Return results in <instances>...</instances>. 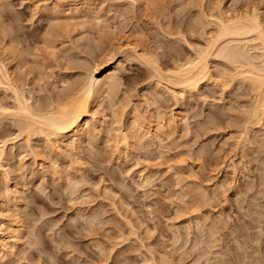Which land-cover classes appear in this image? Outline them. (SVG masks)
Wrapping results in <instances>:
<instances>
[{"label": "rangeland", "instance_id": "1", "mask_svg": "<svg viewBox=\"0 0 264 264\" xmlns=\"http://www.w3.org/2000/svg\"><path fill=\"white\" fill-rule=\"evenodd\" d=\"M80 1L46 0L33 19L32 8H20L22 3L34 7L33 0H0V27L24 24L19 51L4 63L11 79L5 68L0 75L2 107L13 108V93L5 90L9 82L33 97L35 108L78 87L97 62L108 58L102 56L105 50L116 51L122 36L167 74L176 55L194 56L206 47L200 36L211 37L217 30H201L195 23L198 13L158 17L159 24L150 25L130 10V0H88L79 15L57 9ZM205 2L214 6L217 0ZM115 60L121 65L118 92L114 100L105 94L100 99L90 116L96 129L89 139L50 144L43 133L22 132L8 144L9 175L2 186L12 191L9 204L21 208L24 235L16 253L2 257L0 264H49V257L57 264H100L101 259L145 264L158 256L174 264H219L226 255L231 264H264V248L257 243L264 231V115L258 123L247 111L256 90L240 77L218 83L217 74L192 93L169 82L166 74L159 79L142 58L118 53ZM218 67L223 64H211ZM137 113L146 122L161 118L167 123L176 116L177 121L160 139L153 130L132 126ZM0 120V139L19 133L12 119ZM122 129L131 140L118 148ZM181 159L184 164L177 163Z\"/></svg>", "mask_w": 264, "mask_h": 264}, {"label": "bare ground", "instance_id": "2", "mask_svg": "<svg viewBox=\"0 0 264 264\" xmlns=\"http://www.w3.org/2000/svg\"><path fill=\"white\" fill-rule=\"evenodd\" d=\"M88 0H81L80 2H73L71 5L68 6V9L65 8L62 9L61 6L57 5L58 11H62L64 13H77L78 15L80 14L81 10L83 7H87ZM61 4V3H60ZM67 4V3H66ZM87 5V6H86ZM90 5V4H89ZM121 6V5H120ZM121 8V7H120ZM88 9V8H87ZM44 10V9H43ZM94 10V9H93ZM117 10V9H116ZM57 11V12H58ZM47 12V11H46ZM50 12V11H49ZM48 12V13H49ZM119 12V11H118ZM52 14V13H51ZM66 14V15H67ZM68 14V15H69ZM76 14V16H77ZM126 14V12H125ZM75 15V14H74ZM83 15V14H82ZM213 14H209L211 16ZM71 16V15H70ZM123 16V15H122ZM121 16V17H122ZM72 17V16H71ZM96 18L98 19L99 16L97 15ZM102 18V17H101ZM119 18V17H118ZM233 18H235V15H233ZM53 19V18H52ZM59 19V18H58ZM219 19V17H218ZM102 19H100L101 21ZM227 21H225L226 23ZM61 23V22H60ZM53 24V23H51ZM55 24V23H54ZM62 24V23H61ZM125 24V22H124ZM63 26V25H62ZM55 31V30H54ZM219 33V29H215V32L212 34L214 35ZM177 34V33H176ZM201 34V33H200ZM211 34V35H212ZM197 35V34H196ZM210 35V36H211ZM170 36V35H169ZM172 36V35H171ZM180 36V35H179ZM181 36H183L181 34ZM185 36V35H184ZM209 36V35H208ZM123 37V36H122ZM122 37L119 38V44L116 47V51L114 49H109V50H103L104 54L102 56H107L105 58H102L100 62H97L94 70L89 72L86 77H84V80H82L78 87L72 88L70 91L65 92V94L61 95L57 99L51 98V101L44 106H41L39 108H35L33 106V103L30 99H33V97H25L24 92H20L14 84L10 83L6 84L8 91H11L13 93V108L20 109L21 106L24 111L30 112L31 117L21 115L19 117H16L13 120L17 129L19 130V133L14 135V137H17L21 135L22 132H27L28 136L29 134H40L43 133L46 135V138L48 139V142L50 140H54L56 142H68V141H73L74 143H80L84 142L86 139L90 138V135H93V132L96 129V126L93 121H90V116L92 115L93 111L97 106L100 105L101 98H103V95L105 94L106 96L108 95L111 96V100H114V98L117 95V90L120 85V73H121V68H120V62H117L115 60L116 55L118 53L120 54H125L127 59H133L135 58H143L146 56H143L142 53L138 50L137 45L134 42H131L129 39H122ZM178 37V36H177ZM50 38V37H49ZM169 38V37H168ZM185 37H182V39ZM170 39V38H169ZM49 40V39H48ZM51 40V39H50ZM187 40V39H185ZM187 42V41H185ZM189 43V42H187ZM251 43L247 37H241V36H236L230 40L227 41V46H231L233 52L237 54L239 57H241L244 61L247 63L252 64V76H259V60H260V55H264V53L257 54V49L255 48H248L246 45ZM186 44V43H185ZM52 45V43H51ZM189 45V44H188ZM54 46V45H53ZM188 48H190L188 46ZM195 48V47H194ZM191 50V48H190ZM70 51V50H69ZM68 51V52H69ZM197 52V51H196ZM195 52V53H196ZM165 54V52H164ZM163 54V55H164ZM151 55V54H150ZM194 55V54H193ZM101 56V57H102ZM199 56V51L194 55V56H187L185 58L176 55L174 59V64L171 69H168L169 72L164 73L167 76V80L171 83L179 84L183 87V89L188 90V92H198L200 90L201 84L205 82H211L213 81L214 75L211 72H207V64L205 67H199L197 66V59ZM69 57V56H68ZM100 57V58H101ZM215 56L212 58L214 59ZM77 58V57H76ZM211 58V59H212ZM78 59V58H77ZM81 59V58H80ZM153 59V58H152ZM167 60V58H166ZM129 61V60H128ZM145 61V60H144ZM153 61V60H152ZM142 62V61H141ZM158 62V61H157ZM147 63V62H146ZM247 63H240L239 67L241 69H246L244 72H233L234 73V78L240 77L241 80L249 82L251 87H253L256 90V94L252 103V107L249 111V117L251 116L254 117L258 123H260L261 117L264 115V88L260 86L257 80L251 78L247 74ZM87 64V63H86ZM148 64V63H147ZM219 65V64H218ZM158 66V67H157ZM151 67V66H150ZM5 68V77L10 80L11 79V72L9 68H7L4 65ZM152 70L153 73H156V75H161L159 77L162 78L164 74H162V68L157 64V63H152ZM220 68V67H219ZM214 70V69H213ZM88 73V72H87ZM104 74V75H103ZM100 75H103L102 77ZM126 75V74H125ZM165 76V77H166ZM164 77V76H163ZM149 78V77H148ZM157 78V77H155ZM234 78H229V80H233ZM239 78V79H240ZM163 79V78H162ZM220 79V78H219ZM152 80V79H151ZM154 80V79H153ZM238 80V79H237ZM67 81V80H66ZM164 81V79H163ZM166 81V80H165ZM167 81V83H169ZM227 81V82H228ZM236 81V80H235ZM147 82V81H146ZM2 84V82H0ZM69 83V82H68ZM131 83V82H130ZM129 83V84H130ZM154 83V82H153ZM171 83H169L171 85ZM234 83V82H233ZM246 84V83H245ZM66 85V84H65ZM173 85V84H172ZM223 85V84H222ZM249 85V86H250ZM1 86V85H0ZM68 86V85H67ZM24 87V86H23ZM148 87V86H147ZM4 89V87H2ZM25 88V87H24ZM23 88V89H24ZM161 88V87H160ZM65 89V88H64ZM68 88H66L67 90ZM123 89V88H122ZM164 89V88H163ZM4 90V92H5ZM1 91V90H0ZM7 91V92H8ZM26 91V90H25ZM120 91V89H119ZM168 91V89H167ZM171 92L173 90L170 89ZM169 91V92H170ZM31 92V91H30ZM33 92V91H32ZM61 92V91H60ZM136 92V91H135ZM184 92V91H183ZM201 92V91H200ZM18 94V95H17ZM172 94V93H171ZM202 94V93H201ZM28 95V94H27ZM176 95V92H175ZM254 95V94H253ZM173 96V95H172ZM181 96V95H180ZM51 97V96H50ZM105 97V96H104ZM177 97V95H176ZM191 97V96H190ZM11 98V97H10ZM156 98V97H155ZM147 99V98H146ZM160 99V98H159ZM178 99V98H177ZM176 99V100H177ZM251 101V100H250ZM144 102V101H143ZM161 102V101H160ZM112 103V102H111ZM118 103V102H117ZM179 103V102H178ZM105 104V103H104ZM149 104V103H147ZM131 105V104H130ZM2 106V105H0ZM9 106V105H7ZM109 107V106H108ZM111 108V107H110ZM115 108V107H114ZM113 109V108H112ZM132 109V108H131ZM130 109V110H131ZM113 112V111H112ZM105 113V112H104ZM178 113V112H177ZM248 113V112H247ZM99 114V113H98ZM130 114V113H129ZM141 114V113H140ZM140 114H135L134 119L132 120V126L137 128L138 124V129H145L147 132H152L154 131V135L157 137L162 136H167L169 134V129L170 131L174 129L176 121H177V116L172 117L173 119H169L167 123L162 122L161 118H158L154 121H147L146 118L143 119ZM145 114V113H144ZM101 115V114H100ZM114 115V114H113ZM112 115V116H113ZM160 115V114H159ZM246 115V114H245ZM103 116V115H102ZM36 117L41 118L40 120L35 119ZM105 118V116H103ZM164 117V116H163ZM247 117V118H249ZM2 118V117H0ZM99 118V117H98ZM109 118V117H108ZM250 118V119H251ZM252 118V119H254ZM94 119H97L96 117ZM121 119V118H120ZM249 119V120H250ZM254 119V120H255ZM11 120V119H10ZM98 120V119H97ZM118 120V119H117ZM116 120V121H117ZM179 120V119H178ZM248 120V119H247ZM246 120V121H247ZM1 121V120H0ZM3 122V121H2ZM10 122V121H9ZM49 122H54L58 125V127L62 130L55 131L53 132L52 129H50L47 124ZM103 122L105 124V119H103ZM119 122V121H118ZM263 122V121H262ZM102 123V122H101ZM247 123V122H246ZM253 123V122H252ZM103 124V123H102ZM122 124V123H121ZM120 124V125H121ZM3 125V124H2ZM98 125V124H97ZM131 125V124H130ZM110 126V125H109ZM119 126V125H118ZM132 126H130L132 128ZM256 126V125H255ZM257 126H259L257 124ZM177 127V125H176ZM247 127V125H246ZM252 127V126H251ZM261 127V126H259ZM14 128V127H13ZM103 128V127H102ZM114 128V127H113ZM129 127H127L128 129ZM173 128V129H172ZM104 129V128H103ZM247 129V128H246ZM250 129V128H249ZM248 129V130H249ZM263 129V128H262ZM113 131V130H112ZM189 131V130H188ZM6 132V131H5ZM98 132V131H97ZM127 130H120L117 132L118 140H117V146L120 148L119 145H125L129 146V132L127 134ZM131 132V131H130ZM92 133V134H91ZM176 133V132H175ZM192 133V132H191ZM145 134V133H143ZM13 135V134H12ZM25 135V134H24ZM112 135V134H111ZM23 136V135H22ZM38 136V135H37ZM140 136V135H139ZM248 136V135H247ZM246 136V137H247ZM5 137V136H4ZM8 137V136H7ZM40 137V136H39ZM142 137V136H141ZM152 137V135L150 136ZM249 137V136H248ZM21 138V137H20ZM23 138V137H22ZM111 139V138H110ZM145 139V138H144ZM153 139V138H152ZM25 140V139H24ZM29 137L26 139V143L28 144ZM116 140V139H115ZM131 140V138H130ZM142 140V139H141ZM154 140V139H153ZM173 140V139H172ZM14 140L12 139V136L9 138H3L0 139V261L2 260V257L4 256H9L14 255L17 251V249L20 246V243L22 241L23 237V232L21 230V223L20 222V206L18 207V203H16L15 206H11L12 204H9V194L11 190H4L3 191V178H6L9 174V161L7 160V148L8 144L13 142ZM21 141V140H20ZM52 141V142H54ZM113 141V140H112ZM147 141V140H146ZM38 142V141H37ZM51 142V141H50ZM49 142V143H50ZM115 142V141H114ZM143 142V141H141ZM167 142V141H166ZM14 143V142H13ZM46 143V142H45ZM72 143V142H71ZM115 143V144H116ZM131 143V142H130ZM144 143V142H143ZM51 144V143H50ZM133 144V143H132ZM131 144V145H132ZM30 145V144H29ZM46 145V144H45ZM168 145V144H167ZM166 145V146H167ZM28 146V145H27ZM54 146V145H52ZM73 146V145H72ZM78 146V145H76ZM57 147V146H56ZM54 148V147H53ZM76 148V147H75ZM81 148V147H80ZM148 148V147H147ZM115 149V148H114ZM40 150V149H39ZM58 150V149H57ZM60 150V149H59ZM58 150V151H59ZM127 150V149H126ZM159 150V149H158ZM119 151V150H118ZM117 152V150H116ZM131 153V152H130ZM67 156V155H66ZM161 156V153H160ZM163 156V155H162ZM73 158V157H72ZM160 158V157H159ZM75 159V158H74ZM77 161V160H76ZM81 164V163H80ZM8 166V167H7ZM175 168V167H174ZM237 171V170H236ZM141 172V171H140ZM80 173V172H78ZM182 173V172H181ZM42 175V174H41ZM142 175V174H141ZM148 175V174H147ZM81 176V175H80ZM149 176V175H148ZM45 177V176H44ZM147 177V176H146ZM78 178V177H77ZM8 179V178H7ZM44 179V178H43ZM9 180V179H8ZM75 180V179H74ZM146 180V179H145ZM179 180V179H178ZM77 181V180H76ZM81 181V180H80ZM149 181V178H148ZM147 181V182H148ZM181 181V180H180ZM150 182V181H149ZM152 182V181H151ZM146 183V181H145ZM71 184H73L71 182ZM144 184V183H143ZM149 184V183H148ZM5 185V184H4ZM75 185V184H73ZM77 185V184H76ZM147 185V184H146ZM73 189V188H71ZM182 190V189H181ZM68 191V189H67ZM12 192V191H11ZM17 192V190H16ZM5 194L4 197L6 199V202L1 199V196L3 197L2 194ZM14 194V193H13ZM19 194V193H18ZM73 194V193H72ZM195 194V193H194ZM206 195V194H205ZM208 195V194H207ZM206 195V196H207ZM16 196V195H15ZM196 197V196H195ZM21 198V197H20ZM17 199V198H16ZM24 199V198H21ZM257 200V199H256ZM205 201V200H204ZM209 201V200H208ZM16 202V201H15ZM18 202V201H17ZM259 202V201H258ZM199 203V202H198ZM197 204V203H196ZM14 205V204H13ZM203 205V204H202ZM246 205V204H245ZM249 205V204H248ZM260 205V204H259ZM201 206V205H200ZM199 206V207H200ZM179 207V206H178ZM243 207V206H242ZM21 209V208H20ZM180 209V208H179ZM185 210V208H184ZM179 213V212H178ZM203 214V213H202ZM211 215V214H210ZM209 215V216H210ZM221 216V215H220ZM84 217V216H83ZM99 217V216H98ZM89 218V217H88ZM92 218V216H91ZM86 219V218H84ZM88 220V219H87ZM211 220V219H210ZM220 220V219H219ZM222 220V219H221ZM7 221L10 223L8 226H6ZM24 221V220H23ZM90 221V220H89ZM98 221V220H97ZM213 222V221H212ZM255 223V222H254ZM100 225V223H97ZM192 224V223H191ZM211 225V223H210ZM6 228H5V227ZM92 226V225H91ZM95 226V225H94ZM97 226V225H96ZM4 229H3V228ZM201 227V226H200ZM208 227V226H207ZM223 227V225H222ZM92 228V227H91ZM224 229V228H223ZM24 231V230H23ZM27 231V230H26ZM218 232V231H217ZM192 233V232H191ZM178 236V235H177ZM180 236V235H179ZM211 236V235H210ZM213 236V235H212ZM217 236V235H216ZM235 236V235H234ZM215 237V236H214ZM218 237V236H217ZM202 238V237H201ZM245 238V237H244ZM189 239V238H188ZM179 240V239H178ZM187 240V239H186ZM215 240V239H214ZM247 240V239H246ZM175 241V240H174ZM217 241V240H216ZM213 242V241H212ZM23 243V242H22ZM39 243V242H38ZM186 243V242H185ZM210 244V243H209ZM212 244V243H211ZM215 244V242L213 243ZM240 245V244H239ZM206 247V246H205ZM184 248V247H183ZM201 248V247H200ZM203 248V247H202ZM212 248V247H211ZM214 248V247H213ZM204 249V248H203ZM18 254V253H17ZM208 255V253H207ZM199 256V255H198ZM201 256V255H200ZM12 257V256H11ZM8 258V259H9ZM202 259V258H201ZM206 259V258H205ZM207 263V262H206ZM231 264V263H230Z\"/></svg>", "mask_w": 264, "mask_h": 264}, {"label": "snow or ice", "instance_id": "3", "mask_svg": "<svg viewBox=\"0 0 264 264\" xmlns=\"http://www.w3.org/2000/svg\"><path fill=\"white\" fill-rule=\"evenodd\" d=\"M33 3L34 7L33 4L22 3L20 8H32V18L35 19L36 13L44 9L46 0H39V2L33 0ZM129 8L136 16L150 25H158V17L167 18L169 15L187 17L198 13L195 23L201 30L212 32L215 28H218V34L211 37L206 34L200 36L201 43L206 42V47L198 50L199 56L197 59V66L205 67L207 64V72L220 75L218 83L227 84L229 78H234V73L228 70L230 68L235 69L236 72L246 71V69H241L239 64L247 62L235 54L231 46H225L228 40L236 36L247 37L251 43L246 47L257 49V54L264 53V0H217L214 6L206 3L205 0H187L186 3L185 0H139V3L137 0H130ZM209 8L213 12L211 16L207 13ZM233 12H235V18H233ZM225 21L227 22L225 23ZM26 23L30 25L32 20H27ZM23 28L24 24L20 22L11 25L3 24L0 27V75L4 72V63L19 51L20 46L17 40L22 36ZM196 34V31H193L192 35L195 36ZM45 36L47 38L48 34L46 33ZM189 47H192V45H189ZM213 56L216 57L215 60L211 59ZM143 59L149 63V66H152V62L148 57ZM212 63L223 64V68L218 67L213 70L211 68ZM259 64V76H252L251 63H247V74L257 80L260 86L264 88V55H260ZM21 115L31 117V113L24 111L22 106L20 109L0 106V117L14 119ZM35 119L40 120L41 118L36 117ZM47 126L53 132L62 130L54 122H49ZM18 138L19 136L12 137L13 140ZM21 159L23 160V157ZM177 163L184 164L185 160L181 159ZM193 179L195 178L193 177ZM176 187L179 189L180 185L177 184ZM205 203L207 204V197ZM208 206L210 207V205ZM193 211H198V209L194 208ZM149 212H151V209H149ZM149 235H156V233H149ZM257 243L261 248H264V231L260 232V240ZM237 248L239 249V245H237ZM100 256L103 257L104 253L101 252ZM49 264H57V261L49 257ZM100 264H110V262L101 259ZM145 264H174V262L158 256L146 260ZM219 264H230L227 255L222 258ZM244 264H248V262L245 261Z\"/></svg>", "mask_w": 264, "mask_h": 264}]
</instances>
